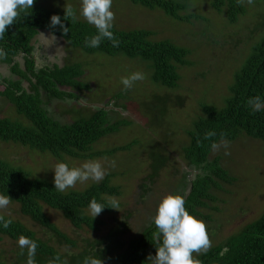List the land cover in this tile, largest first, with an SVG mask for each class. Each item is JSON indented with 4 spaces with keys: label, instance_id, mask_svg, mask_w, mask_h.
Returning a JSON list of instances; mask_svg holds the SVG:
<instances>
[{
    "label": "rangeland",
    "instance_id": "1",
    "mask_svg": "<svg viewBox=\"0 0 264 264\" xmlns=\"http://www.w3.org/2000/svg\"><path fill=\"white\" fill-rule=\"evenodd\" d=\"M175 1L185 5L181 14L199 18L180 21L159 8L148 9L130 0H112L111 7L114 27L148 29L152 31V39H168L188 49L186 57L190 63L178 67L179 79L174 87L153 82L147 62L139 58L87 53L80 48L70 47L62 37L49 31H41L33 38L35 68H52L54 64L79 65L83 70L80 79L88 85V88L75 90L77 98L73 94L65 97L66 92L71 90L65 87L58 88V91L51 90L50 95L56 97L50 101L47 100V92L41 93L48 114L59 122L68 123L89 118L98 107L103 108L107 111L105 117L108 122L110 119L115 123L113 127L117 128L97 140L92 150L108 151L132 143L125 150L91 159L68 156L58 159L48 152L19 143L0 142L1 159L21 167L33 178L47 180L53 187L52 168L58 162L67 163L69 167H80L87 161L96 160L105 169L104 178L112 174L109 184L117 186L120 192L118 195L103 196L108 200L116 199L119 210L112 209L94 217L101 220L96 230L87 226L76 228L60 211L43 205L49 220L76 243L75 247L65 241L60 242L53 231L23 215L19 203L11 201L6 209H0V213L22 222L62 254L76 252L85 246L87 239L105 235L122 220L128 225L124 236L134 237L153 222L162 197L169 193H181L177 189L184 185V169L190 171L186 175L188 184L196 172L187 166L183 157V146L189 141L187 130L203 115V103L218 108L225 104L235 74L244 65L252 44L259 41L264 31V0H243L245 12L234 22L228 21L225 13L212 8L210 0ZM36 5L48 9L70 7L78 19L87 22L80 14L81 0H35L33 6ZM14 60L25 75L23 55H17ZM9 67V64L0 62V74L18 78ZM136 72L142 73L144 79L134 82L130 89L125 90L121 79ZM26 79L22 82L24 87H28ZM0 116L25 121L23 116L16 113L14 105L4 98H0ZM263 149L261 140L245 135H240L234 141L222 140L213 147L209 158L221 156V166L230 171L235 180L222 182L223 190L213 192L219 201L206 200V206L200 208L206 217L198 218L206 225L211 247L257 219L264 211ZM156 156H166L167 164L160 169L153 183H149L144 181V177L149 174ZM94 183L97 182L91 179L77 182L62 192L82 191ZM182 191L183 194L187 193L188 187ZM85 213L92 216L90 207L85 209ZM18 246V240L5 236L0 240V258L7 264H15ZM197 254L193 253V256ZM150 257L148 262L153 264Z\"/></svg>",
    "mask_w": 264,
    "mask_h": 264
},
{
    "label": "trees",
    "instance_id": "2",
    "mask_svg": "<svg viewBox=\"0 0 264 264\" xmlns=\"http://www.w3.org/2000/svg\"><path fill=\"white\" fill-rule=\"evenodd\" d=\"M130 1L148 9L159 8L180 21L192 17L199 18L181 14L185 5L175 0ZM210 2L212 8L225 13L230 22H234L245 12L243 0ZM53 14L61 16L67 33H63L59 26L50 27L49 21ZM110 30L114 40L104 38L98 47L93 48L87 46L86 41L97 35L95 26L81 21L75 15L70 16L66 12L64 14V9H48L36 5L32 6V10H28L27 15L20 13L14 24L6 29L3 39H0V50L6 53L4 57H0V62L9 64L11 73L18 77L13 79L0 74V98L14 105L16 113L25 118V124L23 120L22 123L0 116V142L19 143L31 149L48 152L58 159L64 156L91 159L125 150L132 145L130 143L108 151L92 150V145L97 140L117 128L113 127L115 123L110 122V119L108 122L105 117L107 111L103 108L98 107L89 118L68 123L52 118L44 107L41 93L47 92V100L50 101L56 97L50 95L51 90L58 91V88L65 87L71 89L66 90L67 92L61 90L66 92L65 97L73 94L77 98L75 90L88 88V85L80 79L83 70L79 65L54 64L52 68H35V58L32 55L35 48L33 38L41 31H49L62 37L70 47L80 48L87 53L122 54L129 58H139L147 62L152 71L153 82L166 87L177 85L178 67L190 63L186 57L189 53L187 48L168 39H152V31L148 29L125 30L113 26ZM252 46L244 65L234 76L225 104L218 108L203 103V115L187 130L189 141L183 146V157L187 166L196 172L189 186L186 175L190 171L184 169V185L177 191L179 190V194L185 199L186 210L196 217H206L200 210L206 206V200L219 201L213 192L223 190L222 182L235 180L230 171L221 166V156L209 158L213 147L222 140L234 141L240 135L256 138L264 143V108L256 111L249 104V100L255 97L264 101V31L259 41ZM19 54L23 55L25 75L19 63L14 60ZM24 79L28 82V87L22 85ZM179 98L184 100L183 97ZM167 160L166 156L154 157L150 172L144 177V181L153 183L160 169L166 166ZM111 176L112 174L106 175L103 180L82 191L62 192L47 180L33 178L26 170L0 158V193H6L11 201L19 203L23 215L53 231L60 242L65 241L73 247L76 243L49 220L43 211V205L60 211L76 228L87 226L96 230L101 220L87 215L85 209L93 200L107 203L109 200L103 195L119 194L118 187L109 184ZM187 187L188 192L183 194L182 190ZM214 209L218 210L217 207ZM111 210L112 208H105L103 213ZM127 229V223L122 220L105 235L87 239L85 246L76 252L62 254L49 244L48 240L38 237L34 230L22 222L0 213V240L5 236L14 240L25 237L35 242L37 248L34 264H84L85 260L97 258L102 264H149V257L155 254L156 248L162 243V236L157 235L159 230L152 222L134 237L126 238L124 233ZM15 254V264H28L30 258L26 248L21 249L18 246ZM193 258L198 260L199 264H264V211L236 233ZM0 264L7 263L0 258Z\"/></svg>",
    "mask_w": 264,
    "mask_h": 264
},
{
    "label": "clouds",
    "instance_id": "3",
    "mask_svg": "<svg viewBox=\"0 0 264 264\" xmlns=\"http://www.w3.org/2000/svg\"><path fill=\"white\" fill-rule=\"evenodd\" d=\"M34 3L35 0H0V39H3L6 29L14 24L21 12L27 15L28 10H32ZM111 7L112 0H81L80 14L97 29V35L86 41L87 46L98 47L104 38L114 40L113 32L110 30L114 20ZM65 12L70 16L75 15L70 7L64 9V14ZM49 25L51 28L59 26L63 33H67V27L59 15H51ZM5 55L6 53L0 50V57ZM143 79L144 75L136 72L123 77L121 84L127 90L134 82ZM249 104L256 111L264 108V101L260 97L250 99ZM52 170L54 188L59 191H65L75 186L77 182L82 183L90 179L98 183L106 174L101 163L96 160L87 161L80 167H69L67 163L58 162ZM10 202L11 198L6 193H0V209H6ZM89 207L94 218L105 208L119 210V202L116 199H111L107 203L93 200ZM153 223L159 230L157 235L162 236L161 245L156 248L155 255L150 257L153 264H199V261L193 258V253L206 252L211 247L205 223L186 210L185 199L180 194L169 193L160 199ZM18 244L21 249H27L30 258L28 264H34L36 243L20 237ZM84 264H102V261L99 258L90 259L85 260Z\"/></svg>",
    "mask_w": 264,
    "mask_h": 264
},
{
    "label": "crops",
    "instance_id": "4",
    "mask_svg": "<svg viewBox=\"0 0 264 264\" xmlns=\"http://www.w3.org/2000/svg\"><path fill=\"white\" fill-rule=\"evenodd\" d=\"M39 33H40V32H39ZM39 33H38V34H39Z\"/></svg>",
    "mask_w": 264,
    "mask_h": 264
}]
</instances>
